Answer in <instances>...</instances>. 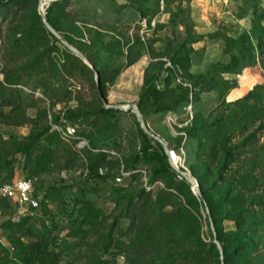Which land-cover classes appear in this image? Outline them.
I'll return each instance as SVG.
<instances>
[{"label": "rangeland", "instance_id": "374dc122", "mask_svg": "<svg viewBox=\"0 0 264 264\" xmlns=\"http://www.w3.org/2000/svg\"><path fill=\"white\" fill-rule=\"evenodd\" d=\"M52 1H59L50 9L58 27L53 28L95 70L42 21ZM41 2L0 7V84L5 76L13 82L0 90L17 93L13 101L20 108L15 112L26 121L0 120V178L10 170L15 177L27 174L15 148L30 132L50 125L44 135L55 133L59 143L45 167L32 175L34 192L45 193L48 201L25 225L13 220L17 208L12 200L0 203V241L8 244L11 236L31 240L53 219L51 234L76 242L82 234L70 213L78 212L87 214L81 228L88 233L76 253H61L59 264H86L98 257L104 264H197L199 257L187 256L194 249V233L207 242L216 234L195 170L210 168L212 183L223 149L232 148L222 178L246 180L245 173L252 172L264 183V0ZM109 41L115 44L112 52L105 48ZM68 51L83 65L67 60ZM146 76L157 92L139 106ZM128 104L127 109L115 107ZM66 109L92 112L56 120ZM137 111L158 138L142 128ZM67 126L81 139L65 135ZM145 134L184 157L199 189L195 192L184 178L195 197L193 208L183 193L165 187L182 180L171 167L155 174L166 165L163 156L138 153L148 139ZM118 174L121 181L115 179ZM79 186L84 203L95 209L79 203L67 211L64 201ZM211 186L206 193L221 196L223 183ZM222 223L225 231L233 227L228 219ZM218 243L230 251L233 234L220 236ZM199 264H213L212 254L206 253Z\"/></svg>", "mask_w": 264, "mask_h": 264}, {"label": "trees", "instance_id": "16d2710c", "mask_svg": "<svg viewBox=\"0 0 264 264\" xmlns=\"http://www.w3.org/2000/svg\"><path fill=\"white\" fill-rule=\"evenodd\" d=\"M17 3V1H26V0H0V7L8 5L11 2ZM66 1V0H60ZM59 1H52L47 8L48 15L46 20L51 24V26L58 28L55 25V21L50 16V9L56 5ZM9 7V6H8ZM7 10H9L7 8ZM38 17V15H37ZM94 39V38H93ZM67 40L72 43L74 40L72 37H67ZM119 41L115 40V43ZM115 44L112 41L105 44L106 51H111V48ZM107 46L110 48L107 49ZM112 52V51H111ZM68 59L79 61L82 64V61L79 60L71 52H67ZM231 59H235L234 55ZM72 62V63H73ZM132 61L129 62V64ZM83 65V64H82ZM85 66V64H84ZM203 77V75H201ZM145 77L143 87L138 93L139 106L143 100L147 99L151 95L157 92V89L153 87L152 80H147ZM3 84V83H2ZM5 84V85H4ZM4 86L8 84H13V82L5 76ZM0 84V86L3 87ZM17 93H12V91L0 90V120L2 123H13L21 124L26 122L24 120H18L19 115L16 113V109L20 108L19 104L13 101V96L15 97ZM5 106H10L8 111L4 110ZM264 110V107H262ZM101 110H103L101 108ZM114 110V109H106ZM116 110V109H115ZM92 112V111H90ZM89 111H80L73 109H66L62 112V115H57L56 120L59 118L63 119H80L81 117L91 114ZM50 125H46L38 132H30L26 137V141L22 142L15 148V152H18L23 155V165L22 168L27 172L24 176H32L38 174L46 165L53 149L58 145L59 139L58 135L48 134ZM147 141L141 146L139 154H142L143 157H152L155 152H159L163 158L166 160V165L164 168H157L155 174L162 173V171H167L171 167L167 155L164 149V146L159 142H151L152 137H148ZM224 160L220 164V167L214 173L215 179L213 182L216 184L223 183V189L221 196L218 198H212L206 193V189L211 188L212 183L209 184V178L212 177V172L210 168L205 167L203 173L200 170H195V174L199 177L200 194L205 196L207 206L209 207L211 216H212V225L215 230L217 240L220 241V236H223L227 233H232L235 239V243L232 246L230 251L226 245H222L221 249L223 257L219 256V249L216 243L212 240L209 242L201 238L199 232L194 233V249L189 251L187 256L193 258L199 257L194 260V263L199 264L200 261L203 262V258L206 256V253L212 254L213 264H264V183L257 178L254 173H245L244 179L242 178H227L225 180L222 178V172L227 168V159L232 152V148L223 149ZM137 154V157L139 156ZM9 165H12V160L7 161ZM1 166V164H0ZM172 168V167H171ZM174 174L175 171L172 168ZM13 170H10L4 177L0 178V181H10L15 176H13ZM97 175V174H96ZM118 174L117 176H119ZM176 175V174H175ZM168 176V175H166ZM101 177V176H98ZM208 178V179H207ZM167 179H169L167 177ZM174 186H173V185ZM185 187V192L181 191L182 187ZM166 188L175 187L179 193H183L186 203L193 208L192 201L195 197L189 190V183L183 178L182 180L172 181L166 183ZM74 193L72 194L71 199H67L64 206L69 210L68 207H77L79 203H82V207L86 209H95L90 202H85L82 200V191L83 188L79 186L76 189H73ZM166 195L171 192H165ZM33 195L35 197H40L39 206L34 210L39 209L43 204L48 200L46 199V194H36L33 190ZM202 199V198H201ZM10 200L7 198H2L0 203H8ZM131 199L127 204V209L130 207ZM82 209V208H81ZM185 209V207H183ZM35 213V212H34ZM34 215V214H33ZM32 215H27L23 217L19 224L25 225ZM79 218V219H78ZM56 219V218H55ZM87 219V214L82 215L78 212L70 213V221L76 223V228L81 230V240L76 242L68 241L66 238H62L58 235L51 234V229L56 227L53 219H49V222H46L44 229L31 240L24 241L19 236H11L8 244L0 241V264H59V259L61 253L71 254L76 253L79 244H82V239L87 235V229H82L81 225ZM228 219L233 223V227L225 231L222 220ZM17 222V223H18ZM58 223V220L56 219ZM11 224V222H8ZM7 224V225H8ZM108 244H105L104 251H107ZM159 256L157 257V259ZM86 264H104V260L101 257L96 258L95 261L87 260Z\"/></svg>", "mask_w": 264, "mask_h": 264}, {"label": "built area", "instance_id": "2783aa9c", "mask_svg": "<svg viewBox=\"0 0 264 264\" xmlns=\"http://www.w3.org/2000/svg\"><path fill=\"white\" fill-rule=\"evenodd\" d=\"M63 133L69 137L81 139L76 135V129L73 126H67ZM80 143H85L83 140H78ZM165 152L167 159L174 169L178 179H186L189 172L185 166V159L177 148L167 146L165 144ZM123 174V172H121ZM121 174V175H122ZM121 176H116L117 181H121ZM187 180V179H186ZM193 183L190 182L191 188L194 190L197 182L192 178ZM36 177L22 176L14 177L10 181H0V198H7L12 200L16 205V211L13 214V220L18 222L27 215H33L34 210L39 206L40 197L33 195Z\"/></svg>", "mask_w": 264, "mask_h": 264}, {"label": "water", "instance_id": "95a60500", "mask_svg": "<svg viewBox=\"0 0 264 264\" xmlns=\"http://www.w3.org/2000/svg\"><path fill=\"white\" fill-rule=\"evenodd\" d=\"M47 1H50V0H47ZM42 21L44 22V24L47 26V28L51 31V32H53L62 42H64L65 44H66V46L73 52V53H75L78 57H80L85 63H87L93 70H95V68H94V66H93V64L89 61V59L85 56V55H83L81 52H79L78 50H76L74 47H72L70 44H68L64 39H63V37L53 28V26H51V24L47 21V20H45L44 18H42ZM98 82V81H97ZM98 84V83H97ZM98 86V85H97ZM106 106H108V105H106ZM130 105L128 104V105H126V106H117V105H115V107H118V108H121V109H127L128 107H129ZM133 107L134 108H136V106L135 105H133ZM137 116H138V119H139V122H140V124H141V126H142V128L148 133V134H150L151 136H153V137H155V138H158L156 135H154L153 133H151L150 131H148L147 129H146V127H145V124H144V122H143V118H142V116H141V113H139L138 111H137ZM186 179L189 181V182H191V183H193V180H192V178L191 177H189V176H186ZM197 185V184H196ZM195 190V192L197 191L198 192V187L196 186V188L194 189ZM213 241L216 243V245H217V247H218V249H219V251L221 252L222 250H221V247L219 246V243H218V240H217V237H216V235L214 236V239H213Z\"/></svg>", "mask_w": 264, "mask_h": 264}, {"label": "bare ground", "instance_id": "6f19581e", "mask_svg": "<svg viewBox=\"0 0 264 264\" xmlns=\"http://www.w3.org/2000/svg\"><path fill=\"white\" fill-rule=\"evenodd\" d=\"M46 1H47V0H42L41 5L46 4V3H45Z\"/></svg>", "mask_w": 264, "mask_h": 264}, {"label": "crops", "instance_id": "0c3cea01", "mask_svg": "<svg viewBox=\"0 0 264 264\" xmlns=\"http://www.w3.org/2000/svg\"><path fill=\"white\" fill-rule=\"evenodd\" d=\"M167 146H169L168 144H166ZM163 146H164V149H165V144H164V142H163Z\"/></svg>", "mask_w": 264, "mask_h": 264}]
</instances>
